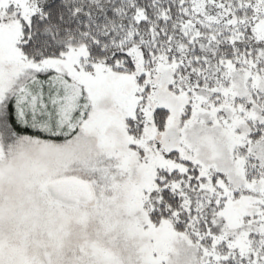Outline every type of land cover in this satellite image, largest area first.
<instances>
[{"label": "snow or ice", "instance_id": "6c2138e0", "mask_svg": "<svg viewBox=\"0 0 264 264\" xmlns=\"http://www.w3.org/2000/svg\"><path fill=\"white\" fill-rule=\"evenodd\" d=\"M0 264H264V0H0Z\"/></svg>", "mask_w": 264, "mask_h": 264}]
</instances>
